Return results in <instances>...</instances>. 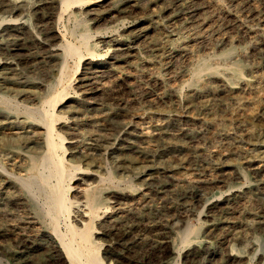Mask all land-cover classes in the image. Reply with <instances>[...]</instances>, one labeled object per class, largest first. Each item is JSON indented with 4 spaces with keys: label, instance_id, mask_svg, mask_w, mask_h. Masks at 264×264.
Wrapping results in <instances>:
<instances>
[{
    "label": "rangeland",
    "instance_id": "374dc122",
    "mask_svg": "<svg viewBox=\"0 0 264 264\" xmlns=\"http://www.w3.org/2000/svg\"><path fill=\"white\" fill-rule=\"evenodd\" d=\"M45 1L46 4L38 5L36 12L30 13L31 34L22 32L17 37H3L1 31L11 25L17 29L28 16L0 6V69L14 65L8 71L10 81L5 88L0 87V93H4L0 95L2 110L32 113L28 106H38L37 102L19 95L18 92L26 89L24 83L19 82L51 84L53 67L46 56L55 43L53 36L46 37L45 30L40 31V28L55 26L52 18L55 7L52 0ZM126 1L109 2L112 7L124 4V11H113L107 21L98 18V23L93 24L82 15L83 20L71 19L73 24H69L77 30L87 27L90 40L103 36L126 37L130 42L122 48L135 52L137 57L151 64L129 67V61H124L128 57L115 56L123 62L116 67L117 79L98 75L97 80L106 85L107 90L102 96L90 99L94 108L84 112L90 124L97 127L96 132L91 133L97 138L91 142L94 144L92 153L100 162L104 177L103 196L112 205L114 191L135 195L132 212L122 219V225H116L107 233L104 227L92 224V234L97 241L95 249L103 264H236L229 257L231 250V255L236 252L244 255L249 264H264V0H135L130 4L134 9ZM252 12L256 13L254 17ZM142 17L149 20L153 30L148 34L136 31L132 41L127 29ZM66 18L63 16L64 20ZM6 20L7 24L2 22ZM61 24L57 25L64 31ZM69 36L64 37L75 41ZM176 42L185 44L183 52L174 48ZM106 47L99 43L100 50ZM109 54L103 53L102 58L105 61L112 58ZM197 58L206 60L211 70L199 83H187ZM75 60H69L68 64L74 65ZM135 74L138 76L134 79ZM148 75L159 76L161 80L148 82L145 79ZM86 82L89 84L91 80ZM173 91H177V98ZM74 92L70 89L67 96L76 97ZM105 113L108 116L103 118ZM60 116L63 117L57 122L62 125L68 122L70 114L64 111ZM156 124L164 126L165 138L143 145L137 141L135 130ZM62 133L68 139L71 137ZM132 142L147 147L133 151L128 147ZM64 158L67 159L66 155ZM7 160L6 155L0 157V264H68L61 259L63 253H53L49 259H44L21 252L28 245L25 239L28 231L24 227L23 207L14 199L17 188L7 175L15 168L12 161ZM75 164L87 167L86 161L79 159H75ZM76 177L81 175L76 174ZM183 177H190L192 182H180ZM88 180L89 185L97 184L95 179ZM73 195H68L72 201H83L81 196ZM75 206L71 220L77 217ZM104 208L103 205L97 210L103 213ZM103 215L102 220L106 212ZM187 229L197 232V240L184 242L183 234ZM235 234L239 237H234ZM204 242L212 246L204 248ZM200 243L194 260H185L183 250L189 244L193 247Z\"/></svg>",
    "mask_w": 264,
    "mask_h": 264
},
{
    "label": "bare ground",
    "instance_id": "6f19581e",
    "mask_svg": "<svg viewBox=\"0 0 264 264\" xmlns=\"http://www.w3.org/2000/svg\"><path fill=\"white\" fill-rule=\"evenodd\" d=\"M110 1L111 0H52L51 3H53L55 7V13L53 14L52 17L55 26L53 25L52 27H49L47 29L40 28V31L45 30L44 32L46 37L52 35L54 38L53 41L55 43L53 44L52 47L49 48L46 56V58L52 63V67H53V76L51 77L52 80L51 84L50 85L48 84L47 86L41 82H31L28 80L24 82H19V83H24L23 87H26V89L24 88L20 92L17 91L19 95L38 103V106L35 107L30 108V106H28L30 110H33V112L31 111L32 113H29L28 111L20 113L19 111L18 112L13 110L10 111L7 109L6 111L0 108V157L6 155V158L12 161V167L15 168L14 171L11 173L8 171L9 174L7 175L14 183V184L12 183V185H14V187L17 188V194L16 196H14V199L20 202L19 204L21 205V207H23L25 213L23 218L25 220L24 223L25 230L29 232V233L27 232V234L25 235V239L28 245L26 244L21 252L27 253V256L31 254H37V256L39 255L44 259L46 258L49 259L53 253H58V254L63 253V257L61 259L68 264H103V261L101 260L98 251L95 249L97 245V241L94 239L92 234V228H93L92 224L96 223L95 225H98L101 228L104 227L106 232L110 233V230L114 229L116 225L117 226L122 225L123 223L122 219L124 217H127V215L130 212H132L131 210L134 206L135 195L132 193L123 194V193H119L118 191H114L112 194L115 201L110 202L112 203V205H109L108 201L103 196L105 188H103L102 183L104 177L101 175L100 162L97 160V158H95V154L92 153V151L94 150L93 149L94 144L91 142L92 140L97 138L96 136L91 134L93 132H96L97 127L90 124V122L86 119L84 112L86 110H89L91 112L90 108L91 109L94 108L93 107L94 102H91L90 99L92 98L94 99L96 97L102 96L107 90V86L104 85L101 81L97 80L98 75H100L102 78L117 79L118 73L116 71V67L118 66V63L122 61L121 59L116 60L114 58L115 56L128 57V59L126 58L124 59V61L126 62L129 61L128 64L129 67H134V68H137L139 66L146 67L151 64L145 58L137 57V54L135 52H131L130 50L122 48V45L130 42L129 40H127L126 37L124 39V37H122L121 35H115L112 36L111 38H106L103 35H100L103 37L101 38L99 37L96 40H90L89 37L90 31L87 27L83 26L79 30H77L75 27L69 26L71 19L72 21L73 20L78 21L81 20L83 16H86L88 17L89 21L94 24V23H98L97 22L98 18L100 19L103 18L105 21L110 19L109 14L112 13L113 11H117V12L124 11V9L122 8L124 4H120L117 6L113 5L112 7L109 5ZM131 2H135V0L126 1L129 7ZM46 3L47 1L45 0H37V1L0 0V6L7 7L13 12L25 13L24 15L29 17V18L27 17L28 19L26 18L25 20H23V23L19 21L21 24L18 25L19 27L17 29L13 28L15 27V25L6 27L3 31H1L2 33L1 35L17 37V35L21 34L22 32H28L29 34H31L33 30L30 29V19H31L30 13H32L33 11L36 12L39 8L38 5L46 4ZM130 8L134 9L135 7L132 5ZM65 15L67 17L66 20L63 19V16ZM255 15L256 13L252 12V16L254 17ZM62 19L64 21H62ZM14 20L16 21V19H13V21ZM9 21L10 20H8V23ZM2 22L7 24V20L5 22L4 21ZM262 22L263 21L258 19L259 24H262ZM60 23H62L61 26L63 25L62 28H64V31H62L63 29L60 30L61 28L58 26ZM138 30L148 34V32H152L153 29L150 26L149 20L146 18L143 19L142 17V19L137 21L135 25H132L127 29L128 35L130 36L132 41L135 38L134 33L136 31L139 32ZM257 32L258 31H254V33ZM65 34L67 35L69 34L71 37L75 39V41H69L68 38L64 37ZM150 35H152V33ZM96 36L98 35L96 34ZM99 43L106 45L107 46L106 49L100 50ZM0 45H2L1 42ZM184 47H185L184 43L181 42L178 44L176 42L174 48H176L177 51H182ZM151 50H153V48H151ZM103 53H110L109 56L111 55L113 57L105 61V59L102 58ZM75 58L77 59V61L75 60L76 62H73L74 65L70 66L68 64V61L72 59L74 60ZM206 59L208 60V58ZM205 62L197 58V60L195 61V67L192 68L191 78L190 79L188 78L189 81L186 80L185 82L192 84L199 83V81L203 79L202 77L211 70L210 67ZM192 63L193 62H190V64ZM12 65L9 64L8 68L2 67L0 69V87L5 88L7 82L10 81V78H8L9 75L8 71L10 70V67ZM188 69L189 68L185 70L186 73H188ZM136 76L138 75L135 74L134 79L136 78ZM87 79L91 80L89 84L86 82ZM145 79H147L148 82L151 81V83L152 81L158 82L161 80L159 76H152V75L146 76ZM70 89H73L75 91L74 93L77 94L78 97L76 95H75L76 97H68L67 95ZM173 92L174 95L173 93L172 95L177 98L176 95L177 91H173ZM205 92L206 91H204V93ZM0 95H4V93H0ZM6 100L9 99L7 98ZM64 111L69 113L70 116H68L69 117L68 122H65L64 124L60 125L59 122L57 121L59 118L63 117L60 116V114H62ZM87 114L89 113L87 112ZM106 114L107 113L103 115V118H106L108 116ZM62 120L64 119L62 118ZM93 121L96 122L95 120H92L91 122ZM2 129L9 132L6 133V131H2ZM163 130H164V126L162 124H156L153 126L151 125L149 128H140L138 130H135V133H137L136 136L137 141H140L141 144L143 145V144H150V142L154 139H163L167 136ZM62 132L70 134L71 137H69V139L66 138ZM66 144L70 146V149H68L69 148L68 145L66 147ZM141 144L138 145L132 142L128 145V147L133 151L134 150L137 151L147 147V146L141 147L140 146ZM65 155L67 159L64 158ZM75 159H79L81 160V162L86 161L87 167H83L79 164H75ZM76 174L81 175V177H76ZM88 178L97 180V184L94 183L93 185H89ZM179 181L183 183L192 182L190 177L180 178ZM127 189L130 190V188ZM72 193L75 196L76 195L81 196L83 198V201L80 203L75 202L74 199H73L74 201H72L68 196ZM74 204L76 205L75 207L77 209L76 210L77 217L75 218L73 217L74 219L71 220L72 219L71 210ZM103 205L105 207L104 208L105 211L101 213L97 210V207H102ZM105 212L107 215L102 220L101 215H103ZM62 225L64 226V228H62ZM78 225H80L81 227H79ZM189 230L187 229L184 231L183 234L184 242L187 241L193 242L194 240H197L198 237L197 232L195 233L191 231L189 232ZM98 234L103 235L101 232H98ZM234 237L238 238L239 235L235 234ZM179 242L182 241L180 240ZM201 244L202 243H200L199 246H193V247H191V245L189 244V247L183 250L182 253L183 258L188 261H193L194 258L196 257V254L199 252V248ZM170 246L171 244H167V247ZM203 246L204 248H209L212 246V243L204 242ZM171 251L173 252L172 248ZM104 252L106 253V251ZM231 253L229 254V257H231V259L236 264H249L246 262V258L243 257L244 255L236 254L238 252H236L233 255H231Z\"/></svg>",
    "mask_w": 264,
    "mask_h": 264
}]
</instances>
